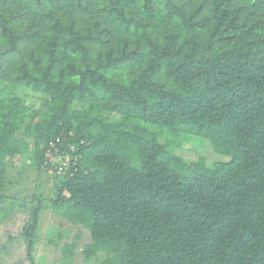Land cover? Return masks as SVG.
<instances>
[{
  "label": "trees",
  "instance_id": "obj_1",
  "mask_svg": "<svg viewBox=\"0 0 264 264\" xmlns=\"http://www.w3.org/2000/svg\"><path fill=\"white\" fill-rule=\"evenodd\" d=\"M20 130L86 264H264V0H0V199Z\"/></svg>",
  "mask_w": 264,
  "mask_h": 264
},
{
  "label": "rangeland",
  "instance_id": "obj_2",
  "mask_svg": "<svg viewBox=\"0 0 264 264\" xmlns=\"http://www.w3.org/2000/svg\"><path fill=\"white\" fill-rule=\"evenodd\" d=\"M16 92L35 108L43 106V97L30 88L22 86ZM17 136L25 139L26 150L22 155L8 160L7 177L12 185L8 188L11 197L0 199V264H31L27 258V245L22 230L28 221L30 210L38 203L28 199L33 195L41 200L42 206L34 241V264H67L62 252L64 243L74 239L79 232H82V237L77 241L74 264H86L81 249L91 240L89 232L58 216L56 208L51 204L56 194L54 173L40 172L32 164L26 165L30 161L33 141L25 137L23 130ZM180 136L183 141L188 140L185 135L177 137ZM180 142L177 141L180 149L175 151L187 162L197 161L199 157L205 158L208 165L230 160L229 156L215 153L209 140L190 136L184 147ZM61 235L64 237L61 238ZM68 261L73 262L70 259Z\"/></svg>",
  "mask_w": 264,
  "mask_h": 264
}]
</instances>
